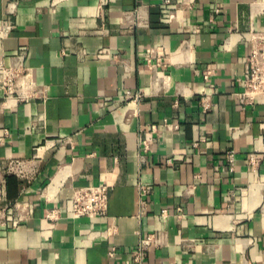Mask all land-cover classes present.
<instances>
[{"label":"crops","instance_id":"1","mask_svg":"<svg viewBox=\"0 0 264 264\" xmlns=\"http://www.w3.org/2000/svg\"><path fill=\"white\" fill-rule=\"evenodd\" d=\"M164 2L0 0V68L40 91L0 87V264H264V96L238 82L264 0ZM104 183L107 215L75 219L74 191Z\"/></svg>","mask_w":264,"mask_h":264},{"label":"built area","instance_id":"2","mask_svg":"<svg viewBox=\"0 0 264 264\" xmlns=\"http://www.w3.org/2000/svg\"><path fill=\"white\" fill-rule=\"evenodd\" d=\"M173 6V0H165L164 11L166 13ZM252 49L250 56L247 59L245 65V71L238 80L242 85L243 91L240 93V97L246 104H253L257 98L264 96V34H254L250 38ZM212 71H207L204 78L208 82ZM27 69L23 66L0 68V87L5 92V99H14L17 102H29L30 100L39 97L40 91L34 88V84L28 80ZM127 99L133 101H140L142 95L137 93L135 95L127 94ZM206 99L209 95L206 94ZM203 109L205 112L210 110V103L203 102ZM168 130H177L178 125H164ZM157 127H152L149 134L155 132ZM151 140L147 139L144 141V149H149ZM231 167L234 166V153L231 152L228 156ZM252 168L257 164V159L254 155H250L248 159ZM22 164L20 162H12L9 164L7 171L8 173H17L22 175ZM232 169V168H231ZM112 191V185L104 183L100 186H89L85 188H79L74 191L72 198V216L75 219L89 217H104L108 212L109 196ZM178 212L181 213L182 209L179 208ZM162 216H167V211L162 212ZM59 218L58 211H50L45 216V221L52 223L57 221ZM19 224L18 219L6 217L3 226H9L10 228H16ZM156 240L153 235L142 237L138 247L134 253V260L137 263H142L145 259L147 252L155 245Z\"/></svg>","mask_w":264,"mask_h":264}]
</instances>
